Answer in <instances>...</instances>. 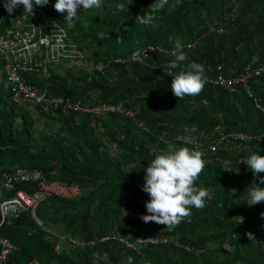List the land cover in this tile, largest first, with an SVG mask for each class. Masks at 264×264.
Masks as SVG:
<instances>
[{
    "label": "trees",
    "instance_id": "16d2710c",
    "mask_svg": "<svg viewBox=\"0 0 264 264\" xmlns=\"http://www.w3.org/2000/svg\"><path fill=\"white\" fill-rule=\"evenodd\" d=\"M154 2L103 0L100 8L86 12L81 6L72 26L65 24L66 13L55 10L56 0L37 6L67 29L88 60L104 65L91 74H55L49 90L84 102L122 103L137 112L135 120L108 114L92 127L89 114L57 109L40 114L58 124L57 130L44 127L35 133L30 107L12 102L0 62V201L19 190L32 195L43 180L79 189L73 197L43 198L36 209L42 225L27 214L1 225L0 236L17 248L11 264H126L129 256L133 264H264V203L249 207L245 192L259 178L240 163L252 153L264 156V73L250 83L253 97L244 89L230 93L206 83L199 95L178 100L171 91L173 77L163 69L174 59L171 54H152L149 66L128 61L143 46L174 48L169 41L174 36L188 57L181 67L193 61L205 68L223 65L226 75H238L254 59L263 64L264 0H169L155 13L156 27L136 24ZM121 3L128 12L118 9ZM118 58L124 61L115 63ZM171 71L174 76L180 69ZM238 134L247 138L232 137ZM222 137L215 152L208 149ZM182 146L204 154L207 164L196 186L209 190L206 206L193 208L190 218L170 229L145 223L146 167L156 155ZM18 168L38 170L42 177L6 191L3 175ZM238 216L244 223L234 219ZM50 226L61 228L69 247L60 248ZM249 232L255 241L248 239ZM116 235L137 248L126 247ZM149 237L156 242L137 243Z\"/></svg>",
    "mask_w": 264,
    "mask_h": 264
},
{
    "label": "built area",
    "instance_id": "2783aa9c",
    "mask_svg": "<svg viewBox=\"0 0 264 264\" xmlns=\"http://www.w3.org/2000/svg\"><path fill=\"white\" fill-rule=\"evenodd\" d=\"M4 4L5 0H0V62L4 81L15 104L39 107L40 113L46 115L57 109H62L64 112L89 114L94 118L91 123L92 127H95L97 119L104 118L108 114H121L133 120L136 119L137 112L122 103L105 104L98 100L90 103L53 94L47 82L55 74L54 69H57L56 75L62 77L69 72L85 71L91 74L102 71L103 63L94 64L88 60L87 54L70 39L67 29L48 16L41 8L33 4L32 14L24 12L23 5H20L12 14H9ZM235 15H232V19ZM54 23H56L55 26ZM210 31L219 34L225 32L223 27L218 29L210 27ZM172 51L173 48L168 49L162 45L143 46L134 50L128 61L149 66L152 54L172 55ZM113 61L118 63L124 60L118 58ZM157 67L159 68L160 65ZM263 73L264 63L257 65L254 59L238 75H226L223 65L208 66L205 68V79L206 83L226 89L230 93L244 89L250 97H253L250 92V83ZM232 137L242 140L247 138L243 134ZM223 141V137L219 142L211 141L208 149L215 152L218 144ZM41 177L42 174L38 170L18 168L14 172L5 173L2 181L6 191H10L19 181L41 179ZM78 193L79 189L76 186L52 181L44 182V180L32 195L19 190L14 196L0 201V227L6 219L16 217L22 212H28L33 220L41 225L42 223L36 217V209L43 198L51 195L73 197ZM104 240L106 239H102ZM70 242L78 243L77 240L71 239ZM120 242L132 250L137 248L135 243L122 238ZM148 242H156V239L149 237L137 240L138 244ZM79 244L83 243L79 242ZM16 250V246L11 241L0 236V264H10V256Z\"/></svg>",
    "mask_w": 264,
    "mask_h": 264
},
{
    "label": "clouds",
    "instance_id": "9594fccd",
    "mask_svg": "<svg viewBox=\"0 0 264 264\" xmlns=\"http://www.w3.org/2000/svg\"><path fill=\"white\" fill-rule=\"evenodd\" d=\"M102 2L103 0H56L54 8L58 13H66L65 24L72 26L75 23L74 18H78L77 13L81 6L86 12L100 8ZM48 3L49 0H5L4 7L9 14H12L17 6L23 5L24 12L33 14V4L46 6ZM168 3L169 0H155L148 8L149 11H145L143 15L136 17V24L156 27L155 13L163 10ZM117 7L121 11L127 10V12L129 9V7L126 9V5L123 3ZM100 37L103 39V33L100 34ZM120 40L122 38L118 39V41ZM169 41L174 43L172 51L174 59L164 65L163 69L164 71L168 69L169 71L165 74L173 77L171 83L173 95L178 100H182L185 96L199 95L206 84L204 65L193 61L181 67L183 62L188 60L183 51L185 45L178 37L170 36ZM187 46L191 47V45ZM173 69H180V71L173 76L171 71ZM177 139L182 140L185 144L196 143L195 138L177 137ZM240 163H246L254 177L259 178V184L254 179L251 186L245 191L248 194L247 205L251 207L264 203V187L260 186L264 185V177H260V174L264 173V156L252 153L247 158L242 159ZM206 164L202 151L187 146L169 148L167 151L156 155L145 170V183L142 190L148 194L150 200L146 202L148 214L142 215L141 220L145 223L155 222L170 229L190 218L193 208H204L209 198V190L204 187H197L196 182L203 173ZM22 214H27L33 220L28 212H22L18 216ZM261 216L264 218V213ZM16 217L12 216L8 219ZM234 219H239L240 224L244 223L243 217L238 216ZM116 236L115 238H118ZM247 236L249 240L255 241V236L251 232L247 233ZM126 264H133V257L129 256Z\"/></svg>",
    "mask_w": 264,
    "mask_h": 264
},
{
    "label": "rangeland",
    "instance_id": "374dc122",
    "mask_svg": "<svg viewBox=\"0 0 264 264\" xmlns=\"http://www.w3.org/2000/svg\"><path fill=\"white\" fill-rule=\"evenodd\" d=\"M53 71L56 74L57 69H54ZM71 74H76V73H71ZM29 109H30V112L32 113L33 120L35 119L34 120V126H33V130L35 131V133L39 129L44 128V127H48L54 131L57 130L58 124H54L52 121H45L43 119V117H41V115H40L41 113L37 109H35L33 106H31ZM173 148H178V147H173ZM47 229H50L54 234H57L58 237L61 239L60 243H59L60 248L69 247V245L66 244V242L63 240L65 237L61 238L62 237V235L60 234L61 228L50 226V227H47ZM57 231H59V232H57ZM164 240H166V239H164Z\"/></svg>",
    "mask_w": 264,
    "mask_h": 264
}]
</instances>
